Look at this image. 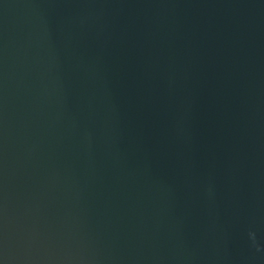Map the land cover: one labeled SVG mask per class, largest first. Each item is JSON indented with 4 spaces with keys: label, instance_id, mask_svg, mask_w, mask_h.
<instances>
[{
    "label": "water",
    "instance_id": "obj_1",
    "mask_svg": "<svg viewBox=\"0 0 264 264\" xmlns=\"http://www.w3.org/2000/svg\"><path fill=\"white\" fill-rule=\"evenodd\" d=\"M0 264H264V0H0Z\"/></svg>",
    "mask_w": 264,
    "mask_h": 264
}]
</instances>
